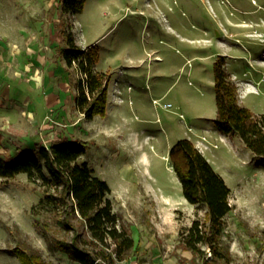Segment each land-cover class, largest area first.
<instances>
[{
	"label": "rangeland",
	"instance_id": "1",
	"mask_svg": "<svg viewBox=\"0 0 264 264\" xmlns=\"http://www.w3.org/2000/svg\"><path fill=\"white\" fill-rule=\"evenodd\" d=\"M62 10V0H0V162L37 145L88 142L81 162L108 183L113 213L141 246L116 264H205L180 246L195 220L209 224L170 158L189 139L230 188L221 236L230 264H264V160L214 125L220 58L240 104L264 115V0H87L79 15ZM63 28L98 51L96 70L111 79L105 116L86 120L74 108ZM42 199L26 174L0 176V264H21L11 251L22 244L48 264H78L51 245L72 234Z\"/></svg>",
	"mask_w": 264,
	"mask_h": 264
},
{
	"label": "trees",
	"instance_id": "2",
	"mask_svg": "<svg viewBox=\"0 0 264 264\" xmlns=\"http://www.w3.org/2000/svg\"><path fill=\"white\" fill-rule=\"evenodd\" d=\"M86 2L62 0V11L79 15ZM59 35L63 43L59 55L77 77L75 110L86 120L105 116L111 79L96 70L99 59L96 47H80L65 28ZM224 66V58L214 65L217 105L214 125L222 134L240 138L252 154L264 160V115H256L240 104L237 85ZM88 148V142L84 141L53 142L50 147L37 145L0 162V176L10 179L26 174L29 181L42 190L40 207L47 210L59 229L72 234L71 239L50 237L53 248L78 264L125 262L131 254L139 252L141 246H136L129 229L113 213L111 202L106 198L110 192L108 183L95 176L86 162H81ZM170 158L185 199L192 205L205 206L209 222L207 225L195 220L182 232L180 246L193 256L202 257L205 264H230V253L221 245L225 217L233 209L229 186L189 139L179 140L171 148ZM38 224L41 223L38 221ZM38 228L48 237L50 224L43 222ZM204 247L210 250V261L206 260L209 252ZM11 252L21 264H48L27 244Z\"/></svg>",
	"mask_w": 264,
	"mask_h": 264
},
{
	"label": "built area",
	"instance_id": "3",
	"mask_svg": "<svg viewBox=\"0 0 264 264\" xmlns=\"http://www.w3.org/2000/svg\"><path fill=\"white\" fill-rule=\"evenodd\" d=\"M163 106H164V108H169V107H171L172 105H171V104H164ZM208 252H209V255L211 256V254H210V250H209Z\"/></svg>",
	"mask_w": 264,
	"mask_h": 264
},
{
	"label": "flooded vegetation",
	"instance_id": "4",
	"mask_svg": "<svg viewBox=\"0 0 264 264\" xmlns=\"http://www.w3.org/2000/svg\"><path fill=\"white\" fill-rule=\"evenodd\" d=\"M224 67H225V69H226L227 73H229V72H228V70H227V68H226V63H225V66H224ZM229 75H230V73H229Z\"/></svg>",
	"mask_w": 264,
	"mask_h": 264
}]
</instances>
